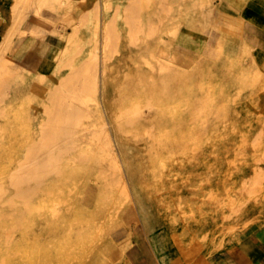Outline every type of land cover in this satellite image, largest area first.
I'll return each mask as SVG.
<instances>
[{"label":"bare ground","instance_id":"bare-ground-1","mask_svg":"<svg viewBox=\"0 0 264 264\" xmlns=\"http://www.w3.org/2000/svg\"><path fill=\"white\" fill-rule=\"evenodd\" d=\"M4 1L0 0V264H82L99 244L104 228L97 221L98 204L114 203L116 183L127 195L132 188L135 204L142 212L147 199L144 193L146 184H158L164 178L173 182L171 178L176 169L182 166L183 161L189 160V157L175 153L179 152L175 134L168 138L171 144L158 139L155 147L144 151L150 154L146 158L127 159L131 170L129 183L112 145L105 109L107 115L115 119L117 130L129 133L137 124H143V119L162 129L172 124L168 120L169 115L194 121L201 115L202 102L207 97L197 98L192 91L180 87V57L175 49L165 50L160 41L158 47L147 42L143 47L145 54L156 56L161 63L160 79L140 87L136 79L128 78L112 96L111 61L116 52L128 48V42H138L142 34H160L159 27L152 24L149 16L143 20L141 14L143 8L151 6V0H119L113 7L110 0H83L89 3L86 8L92 5L77 17L72 9L81 2L76 3L78 0H13L10 14L3 8ZM101 1L104 2L101 4ZM31 2H37L39 7L56 8L72 30L59 34L62 42L50 51L51 55L48 51L41 55V64L29 66L31 70L26 81L18 74L19 64L15 63L12 69L10 62L15 61L19 50L32 41L23 37L14 48L13 43L15 45L18 36H14L12 30L16 28L19 7ZM172 3V0H157L156 14L160 20L173 8ZM35 19L42 27L35 25L45 32L55 31L47 24L50 18L37 16ZM9 20L11 24H6ZM178 28L177 23L172 25L167 35L170 43L175 42ZM29 30L33 35L40 32L34 26ZM25 32L26 28L20 35ZM123 36L127 40H123ZM234 38L229 33H222L220 43L223 51L234 48ZM160 52L164 54L159 57L156 53L160 55ZM134 62L138 64L139 61L134 59ZM225 64L224 57L211 64L201 61L189 68L190 74L193 77L205 74L215 83L220 82ZM11 70H14V76H9ZM133 74L139 75L138 70L134 69ZM228 82L223 83L222 92L226 91ZM38 84L44 86L40 96L41 118L36 131H32L31 105L26 94L33 93L34 85ZM21 85H26L28 90L23 91ZM101 87L100 102L97 95ZM8 88H14V91L8 92ZM249 90L248 97L256 95L257 90ZM219 91L220 88L216 87L211 92L217 94ZM97 121L101 124L99 130L82 133ZM123 145L126 149L132 147L130 140ZM162 152L172 153L163 157ZM144 165L149 168L147 171L134 170L136 166ZM191 166L190 174L206 177L205 172L196 170L197 163ZM105 168L111 173H105ZM263 181L264 171L254 169L253 174L240 183L248 187L249 192L244 193L239 187L240 192L229 195V208L234 215H242L249 200L245 195L258 191ZM202 194V190L197 189V197ZM38 195H43V200H39ZM81 198L85 202H93V208L83 207ZM158 200L149 214L167 207L163 196ZM205 203L201 202V210H204ZM217 209V213L213 211L214 218L221 211ZM212 215L209 214V220L214 222L210 218ZM225 216L226 213L219 221ZM82 218L87 219V228L83 232ZM147 228L152 230V227ZM183 229L200 231L202 224ZM151 237L156 248L159 243L156 237ZM161 254L162 263L171 264L164 258V253Z\"/></svg>","mask_w":264,"mask_h":264},{"label":"rangeland","instance_id":"rangeland-1","mask_svg":"<svg viewBox=\"0 0 264 264\" xmlns=\"http://www.w3.org/2000/svg\"><path fill=\"white\" fill-rule=\"evenodd\" d=\"M118 1L109 2L113 7ZM172 1L173 8L162 20L156 14L157 0H151V6L142 9L143 20L149 16L152 24L159 27L160 34H142L138 42H128V48H121L116 52L111 61L113 78L110 92L113 96L116 88L131 77L136 79L140 87L153 84L160 79L161 63L156 56L143 52L146 42L151 46L157 44L158 47L160 41L165 50L175 49L180 57L178 69L182 81L180 87L192 91L197 98L207 97L202 102L201 115L196 116L194 121L191 118L179 119L169 115L168 120L177 125L176 129L172 124H167L162 129L143 119V124H137L129 133H121L117 130L115 119L107 115L105 108L104 116L110 130L113 148L118 154L129 183L131 170L127 165V159L146 158L150 154L144 151L155 147L158 139H165L171 144L168 138L175 134L179 151L175 153L187 156L189 160L183 161L182 166L176 169L171 178L173 182L170 183L169 179L164 178L158 184L153 182L146 184L144 193L147 199L144 200L142 212L135 204L132 188L130 187L131 193L127 195L116 183L113 191L114 203L98 204L100 212L97 221L103 224L104 228L99 244L82 264H129L128 250L136 241L148 242L161 264H163L161 253H164V258L169 259L171 264H203L209 254L237 243L244 237L255 238L257 232L264 231V181L258 191L252 195H245L249 200L241 216L234 215L229 208L230 194L240 192L239 187L244 193L249 192V188L244 184L241 186L240 183L250 177L254 169L264 171V52L241 37L238 30H235L236 21H229L223 17L221 0ZM12 2L13 0H5L3 3L7 14H10ZM103 2L101 1V4ZM76 3L79 4L72 9L76 17L92 5L86 8L89 3L86 4L83 0H78ZM37 10L40 13H36ZM245 10V17L249 18L250 9ZM37 16L50 18L47 24H50L56 32H45V29H41L42 26L35 19ZM18 17L14 25L16 28L12 30L14 36H18L13 47H18V40L23 37L32 42L19 50L15 60L17 62L13 60L10 64L12 69L15 63L19 64L18 74L28 81L27 77L31 70L29 66L41 64V55L57 48L62 42L59 34L64 31L70 32L72 26L63 21L56 8L39 7L37 2L20 6ZM36 23L41 27L35 25ZM174 23H177L179 28L175 42L170 43L167 35ZM6 24H11V21ZM33 26L40 32L33 35L29 30ZM24 28L26 32L20 35ZM224 32L235 37L234 48L226 51L222 50L220 43ZM42 34H44L43 38ZM122 39L127 40L124 36ZM163 54L156 53L159 57ZM221 57L226 58V64L223 66L220 82L215 83L205 74L194 77L190 74L189 68L193 64L196 65L201 61L211 64ZM134 59L139 61L138 64ZM134 69L138 70L139 75L133 74ZM14 75V70H11L9 76ZM227 81L229 82L225 87L226 91L222 92L223 83ZM160 86L163 87V84ZM216 87L220 88V91L213 94L211 91ZM21 88L23 91L28 90L26 85H21ZM249 88L257 90L255 96H247L250 93ZM43 89L42 84L34 85L33 93L26 94L31 105L29 109L32 131H36L41 118L40 96ZM13 91L14 88H8V92ZM101 95L102 87L97 95L100 102ZM100 126V122H94L82 133L99 130ZM128 140L132 147L126 149L123 144ZM170 153L172 152H162V156L167 157ZM192 163H197L196 170L205 172L206 177L190 174ZM146 168H148L146 165L136 166L134 170L141 171ZM104 172L111 173L108 168H105ZM197 189L203 192L200 197H197ZM149 195L155 197L152 199ZM159 196L165 198L167 207L164 206L158 213H153L154 215L149 214L153 204L158 203ZM43 198V195H38L39 200ZM81 199L83 207L93 208V202H85V199ZM203 201L208 207L203 205L204 210H201ZM110 207L113 209L107 211ZM216 209L221 210L215 216L217 219L212 215L213 211L217 213ZM225 213L227 216L219 221ZM209 214L212 215L210 218L214 219V222L209 220ZM86 221L87 219L82 218V232L86 231ZM201 224L200 231L183 229L196 228ZM147 227H152V230H148ZM151 236L156 237L159 243L156 248Z\"/></svg>","mask_w":264,"mask_h":264},{"label":"crops","instance_id":"crops-1","mask_svg":"<svg viewBox=\"0 0 264 264\" xmlns=\"http://www.w3.org/2000/svg\"><path fill=\"white\" fill-rule=\"evenodd\" d=\"M221 6L223 17L236 21L235 30L241 37L264 52V0H221ZM245 9H250L249 18L245 17ZM127 258L129 264H161L150 244L144 241H136L128 250ZM207 263L264 264V231L257 232L255 238L244 237L237 243L209 254L203 264Z\"/></svg>","mask_w":264,"mask_h":264}]
</instances>
